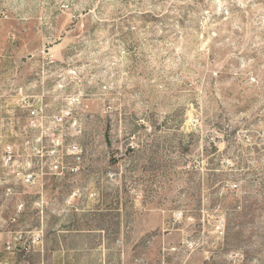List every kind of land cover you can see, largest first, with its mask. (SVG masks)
<instances>
[{
  "label": "rangeland",
  "instance_id": "rangeland-1",
  "mask_svg": "<svg viewBox=\"0 0 264 264\" xmlns=\"http://www.w3.org/2000/svg\"><path fill=\"white\" fill-rule=\"evenodd\" d=\"M62 80L83 155L16 185L7 145ZM0 241L11 264H264V0H0Z\"/></svg>",
  "mask_w": 264,
  "mask_h": 264
},
{
  "label": "built area",
  "instance_id": "built-area-1",
  "mask_svg": "<svg viewBox=\"0 0 264 264\" xmlns=\"http://www.w3.org/2000/svg\"><path fill=\"white\" fill-rule=\"evenodd\" d=\"M48 63L54 64L55 60L50 59ZM70 73L78 77L77 70ZM79 107L84 110L88 104H81L79 96L68 93L64 80L38 88L32 100L22 148L15 150V146L7 145L6 149L8 161L14 162L18 156L16 168L13 166L12 169L16 185L34 187L40 185L47 175L63 176L69 170L71 160L81 159L83 147L78 137L82 133V115L79 116L77 111ZM7 189L11 194L14 186ZM21 237L17 235L15 240L20 242ZM12 247L11 241H7L6 250L11 252ZM0 264L11 262L2 256Z\"/></svg>",
  "mask_w": 264,
  "mask_h": 264
}]
</instances>
